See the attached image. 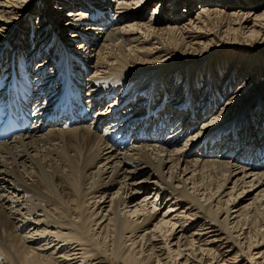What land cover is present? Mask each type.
<instances>
[{"label":"bare ground","instance_id":"6f19581e","mask_svg":"<svg viewBox=\"0 0 264 264\" xmlns=\"http://www.w3.org/2000/svg\"><path fill=\"white\" fill-rule=\"evenodd\" d=\"M40 1L0 0V87L19 63L25 72L31 70L26 72L29 93L35 117L40 118L30 131L0 143V264H76L80 255L87 264H150L153 258L159 264L164 252L156 250L155 242L160 238L162 247L168 248V235L175 228L172 237H179L176 250L170 251L175 256L167 255L173 264L226 262L223 257L206 258L213 248L200 251L195 246L199 243L213 247L233 241L237 249L246 239L249 250L264 248V230L254 235L243 230L250 227L241 228L252 209L251 215H264V132L257 146L251 124L258 118L250 119L245 110L235 114L249 98L238 94L226 100L210 121L195 126L197 117L207 113L202 112L213 111L209 104L205 109L198 105L199 115L195 114L196 98L190 94L197 90L196 75L191 73L187 80L184 92L190 94L181 100L176 92L169 110L170 92H163L175 69L171 73L166 65L162 69L169 59L168 46L182 59H189L185 53L192 45L206 47V42L192 40L205 35L207 11L180 25L184 14L180 17L175 10L172 21H157L156 7L149 9L152 15L145 21L143 8L152 0ZM53 6L59 10L56 15L65 18L60 26ZM250 11H233L230 17L237 29H229L259 40L264 36V11L258 15ZM11 33L16 38L9 41ZM214 83L209 79V90ZM209 100L213 106L219 101H205ZM64 101L81 123H76V115L69 126L63 117L44 122L54 107L63 111ZM239 123H244L247 140L238 137ZM53 155L68 162L67 171L53 162ZM210 175L216 184L201 188L197 181ZM38 179L46 182V191L37 187ZM144 194H149L146 199L141 198ZM245 201L250 203L243 206ZM163 202L170 204L167 212L151 214ZM150 203L154 207L148 208ZM126 208L133 211L122 213ZM193 228L195 233L187 235ZM221 236L223 240L216 242ZM176 258L181 260L175 263Z\"/></svg>","mask_w":264,"mask_h":264},{"label":"rangeland","instance_id":"374dc122","mask_svg":"<svg viewBox=\"0 0 264 264\" xmlns=\"http://www.w3.org/2000/svg\"><path fill=\"white\" fill-rule=\"evenodd\" d=\"M59 1H61V0H59ZM89 1L94 2V0H89ZM35 2H36V0H35ZM40 2H42V1H40ZM62 2H63V0H62ZM62 2H60V3L62 4ZM105 2H113V0H105ZM36 4L38 6L39 2ZM242 4H243V7H240L239 5H242ZM106 5H107V3H106ZM111 5H112V3H111ZM74 6H76V7H74L75 12L79 11V9H80L78 7L79 5L75 4ZM154 7H156L157 11L160 13L159 17L157 18V21L159 19L163 20L164 18H167L166 20L169 22H170V20L172 21L173 17H174L173 14H174L175 10L178 11V14L180 17H181V15L184 14L183 18L178 20V22H179L178 24H180V25L182 23L183 24L187 23L190 18L197 17V14H201V13H204L207 11V13L205 15L206 26L204 27V30H203L205 35L201 34L200 36L194 37L192 40L193 42L198 41L201 43H202V41H204L207 43L206 47L192 45V47L188 48L189 50L187 49V51H186L187 53H185L186 55H191L189 57V59H182L181 58L182 56L179 55V52L177 50L175 51L174 49H170V47L168 46V43H167V46H168L167 54L169 55V56L167 55V57L169 59L165 60L164 64L162 65V67H163L162 69H164V67L166 65L167 70L170 71V73H171L170 69L175 68L174 72H172V74L168 80L167 86L164 84V87L167 90L163 89V92L166 94H167V92H170V94H169L170 98L168 100L167 108L170 104L169 101L174 98L173 96L175 95L176 92H177V95H178V93L181 94V100L183 99L184 94H190V93H185L184 91H185V87L188 85L187 80H189V78H191V73H192V75H196V77L194 78V84L197 85L196 86L197 90H195L194 96L192 94H190L192 99L196 98L195 99L196 102L194 104V105H196V107H194L195 108V114L199 115L198 109H200L199 108L200 105H201V107H203V109H205V106H208V104L211 106V108H213L212 109L213 111L205 110L204 112H202L203 114L205 112H207V113H205V116H201V117L199 116V118L197 117L198 121H196L195 126L198 123L200 124V123L205 122V120L210 121L209 116L211 114H212V116L216 115L218 113V107L225 105L226 100H228V99L230 100L232 97L238 96V94L242 97L246 95L247 96L246 98H249V99H247L245 101V103L242 104V106L240 105V106L236 107L237 112L235 114H238L239 111L245 110L246 114L249 115L250 119H251V117L252 118H255V117L258 118V121L256 123H259V127L256 125V123L251 124V127L254 126V128H255L254 132H253L254 138L255 139L257 138L256 140H253V142L255 144H257L261 138L260 137L261 134L264 132V36H263L264 31L262 32L263 37L259 40H255V38L247 39L246 36H241L239 34H236V32H234V31L232 32L229 28L237 29V26H233L234 25L233 18L230 17V14H232L233 11H235V13L238 12V13L244 14L248 10L249 11L251 10L250 11L251 13L258 15L264 11V0H170V1L152 0L148 3V5H145L143 8L144 9L143 16L145 18V21L148 20L149 17L152 15V13L149 12L150 11L149 9L154 8ZM57 9L58 8L55 9L54 6L52 7V11L53 10L56 11L54 13L55 23L57 26H60L61 22H62V21H60V19H62V18H60V16L56 15L57 13H59V10H57ZM88 9H89V11H91L90 8H88ZM84 10H86V9H84ZM214 10H216L217 13H219V14H217V15L213 14ZM41 11H43V9H40V11H38L36 14L40 15ZM67 13H65L64 15H66ZM36 14L33 15L34 19H33L32 23H34V24L37 21V18H36L37 15ZM250 18H254V17H250ZM62 20L64 21L65 18H63ZM159 25H162V24H159ZM252 25H253V23L251 22L249 24V27L251 28ZM108 30H111V27H109ZM233 33H235V34H233ZM206 34L209 36L206 37ZM13 38H16V36L13 33H11L7 39L10 41ZM57 38H58V36H57ZM23 39L26 40V36ZM100 44H101V41H100ZM100 44L98 43V45L96 47L99 48ZM23 46H26V45H23ZM22 51L26 52V49H22L21 52ZM25 52H22V54L24 53L23 58H25ZM48 54H49V51H48V53H46V55L48 56ZM3 64H4V62H3ZM49 67L51 68V66H49ZM193 72L195 74H193ZM209 75L212 79H214V82H215L214 86L211 88V90H209V85H208L209 79H211L209 77ZM169 87L174 88L172 93H171ZM207 92H208V94H207ZM249 92H250V95H247V93H249ZM253 92H256V94L254 95ZM211 95H213L214 97H211ZM199 97L202 99L199 100ZM206 98H210V99L215 98V99L219 100L218 104L216 106H213V103L210 102V100L205 101ZM206 108L209 109L210 107L209 108L206 107ZM168 110H169V108H168ZM209 112H211V113H209ZM235 118H236V116L231 117V118L227 119V121L229 120V122H231V121L235 120ZM243 124L239 123V125H238V128H239L238 137L244 138V140H247L248 138L246 137V132H245V134L243 132L245 130V128H243ZM200 126H202V125H200ZM256 127H258L257 132H256ZM198 129H200V128H198ZM202 132H203V130H202ZM240 143H241V141H240ZM257 146H259V144H257ZM64 151L62 150L60 155H63L65 153L64 155L66 156L68 154V146L65 147ZM205 156L206 155H204L203 157H205ZM199 157H200V155H199ZM200 158L202 159V157H200ZM63 159L64 158H62V157L60 158V156H58V157H56L55 155L52 156L53 162H55V164H57L60 169L67 171L68 168H67V165H65V164H67L68 162H66ZM182 159L185 160L187 158L184 159V156H183ZM204 159H206V158H204ZM48 160H49V158L47 159V161ZM52 168L53 167H51V170L49 168L48 171L50 170V172H51L53 170ZM57 177H58V175L55 178H57ZM204 178H205V180H204ZM213 178H214L213 175H210L208 177L204 176L203 179L202 178L200 179L202 181L200 182V180H199V181H197V183H198V185L201 186V188H205V186L207 188L208 185H206V184H209V185L212 184L214 186L216 183H215V180ZM65 179H66V177H64V179L62 181L63 183H64ZM203 180H204V182L205 181L206 182L204 183ZM208 180H213L214 182L211 181L212 183H210V181H208ZM44 182H45L44 180L38 179L37 187H39L41 190L45 189L44 191H46L48 188H47L46 182L45 183ZM209 188L212 189V186L211 187L209 186ZM116 190L117 189H115V191ZM201 193H203V192H199L200 199L202 198ZM148 195L144 194L141 196V198L143 197L146 199L148 197ZM203 197H204V195H203ZM253 197H254V194L250 196V199H252ZM225 199H222L221 201L222 202L226 201ZM201 201H203V199H201ZM160 202H162V201H160ZM249 203H250L249 201H245L242 205L245 206ZM213 205H215V203H213ZM169 206H170V204H168L166 206V203L163 202V205L161 207H160V205H159V207L157 206V208H155L151 214L159 212V213H161L160 216H162L163 213L167 212ZM224 206L225 205L223 204L222 207L224 208ZM147 207L148 208L154 207V204L152 205V203H150L147 205ZM158 208H160L161 211ZM129 211L132 212L133 210H131L130 208H128L127 210L124 209V211L122 213L126 212V214H130ZM252 211L254 212L255 209H252ZM252 211L250 213L251 217L248 216V219H247L249 221H247L246 225L242 226L241 228H249L250 227L249 229H243V230H245L244 232L247 233L249 231L248 234H254L255 235V233L257 234L258 231L262 232L264 230V227H263L264 221H262L263 218L261 216L263 214L260 215V214L255 213L254 214L255 216H253V215H251V214H253ZM203 215H205V213ZM233 215L235 216L236 214H233ZM102 216H105L104 212H102ZM205 216H207V215H205ZM222 218L223 217H221L220 220ZM236 221H237V219H236ZM250 224H252V225L249 226ZM194 228L196 229V227H194ZM194 228L189 233H187V235L191 234V232L195 233V231L197 229L195 230ZM152 230H153V228L149 232H144V233H141L139 235L137 234L135 237L138 239V237L140 235L143 236V235L149 234L150 232H152ZM175 230H176V228H175ZM174 231H172L168 235V236H171L167 241V244H169L168 248L162 247L163 241L161 240V242H160V238H157V240L155 242L157 244V248H159L156 250L164 252V254L162 253L163 256L161 258H160V254H159V258L164 260V261H160V263L162 262V264H173L169 260V258H167V255H168V253L171 254L170 251L176 250V247H174V246H175V243L177 242L179 236L172 237L174 235L173 234ZM94 232L95 231H93V232L90 231L89 233L93 234ZM97 233H98V231H97ZM234 234H235V235H233L234 237L235 236L238 237L237 233H234ZM158 236L159 235L157 234L156 237H158ZM185 236H186V234H185ZM244 237L245 236H242L241 239ZM215 238H218L215 240L217 242V240L219 241V239L223 240L224 237L221 236V237H215ZM110 239H112V237H110ZM139 240H137V241H139ZM181 240H183V241H182L180 246H183L185 243V239L183 238ZM248 241L249 240H246V239L242 240L241 244L239 246H237V249L234 246L233 241L227 242V243L224 242L223 245H221V246L215 245L212 247V246H209L206 244L203 246L202 243H199L200 245L195 244V246H196V248H198V250L204 251V252H207V250L213 248L212 251H210L208 253L209 256H207L206 258L211 260L214 256L216 258L220 257L219 258V261H220L221 258L223 257V260H225L226 262L220 261V264H264V257L263 258L261 257V254H264V248L260 249V251H251L248 249L249 245H250L248 243ZM106 242H107L108 250H111V248H109L111 242L108 243V239H106ZM252 242H255V239L252 240ZM90 243L91 242H89V244ZM160 243H162V244H160ZM129 245L130 244L127 243L125 245V248ZM55 249L56 248H54V250ZM87 249H91V248L89 247ZM181 250L182 249H180V251ZM137 251H138V249H135L134 254H136ZM258 252L260 254H258ZM108 254H109V252H108ZM60 255H62V254L59 253V255H57V257H59ZM137 255L138 254H136V257H138ZM171 255L173 257V256H175V253H173ZM185 255H187V254L185 253ZM80 256H77L78 261L76 260L75 263L76 264H87L86 259H82ZM145 256H146V254H144L142 256V258H145ZM81 259L83 261L84 260L85 261L83 262ZM180 260H181V258L174 259L175 263H178ZM155 262H156L155 258H153L152 262L150 264H156ZM210 263L214 264L215 262L212 260L211 262H209V264ZM106 264H110L109 261Z\"/></svg>","mask_w":264,"mask_h":264}]
</instances>
